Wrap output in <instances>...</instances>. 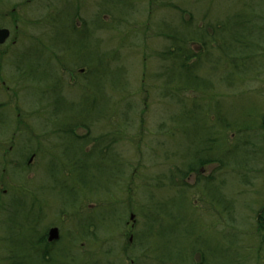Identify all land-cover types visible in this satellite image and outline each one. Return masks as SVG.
Returning <instances> with one entry per match:
<instances>
[{
  "label": "rangeland",
  "instance_id": "374dc122",
  "mask_svg": "<svg viewBox=\"0 0 264 264\" xmlns=\"http://www.w3.org/2000/svg\"><path fill=\"white\" fill-rule=\"evenodd\" d=\"M249 1L0 0V264H41L52 227L50 252L71 245L65 264H264V19L254 33L235 17ZM182 23L196 31L181 44L199 91L161 76L166 29ZM57 56L77 66L72 79ZM90 118L71 135L89 132L88 153L113 140L115 164L64 138L70 119Z\"/></svg>",
  "mask_w": 264,
  "mask_h": 264
},
{
  "label": "trees",
  "instance_id": "16d2710c",
  "mask_svg": "<svg viewBox=\"0 0 264 264\" xmlns=\"http://www.w3.org/2000/svg\"><path fill=\"white\" fill-rule=\"evenodd\" d=\"M257 1L254 0L252 2V0H250L249 2L247 3H244L241 7L240 10H238L236 12V19H237V25H238V28H242V29H238L239 31H243L245 29V27L247 28V26H249L250 28V32H254L255 33V23H258L259 21L261 22L262 19H264V15L260 13L259 11V8H257L258 6L255 5L254 3H256ZM257 4V3H256ZM183 24V23H182ZM223 28L224 30V24L220 23V24H217L214 26L216 32H222L221 31V27ZM186 28V30H185ZM166 30H170V33H166L164 32L163 34L165 35H168L170 37H172L175 41L174 43H172V46L169 50H167L166 53H163V55H166V56H172L171 58H173V62H172V66L171 67H162V71H161V76L162 77H165L166 76V80H165V83H164V86L166 84H169V82L171 81H176L177 83V86L178 87H182L183 89H192V90H197L199 91L200 89V86L198 84H195L194 83H189L187 82L184 77L186 78V76L189 75V68L188 66H186V60L190 59V58H194L191 54L189 55V57L187 56H182V47L183 45L181 44L182 42H185L186 38H187V35L190 34V38L193 39L192 35L196 32L194 31L195 29L192 28V29H189L187 27H184V24L183 26L181 27V29H178V28H174L172 26V28L170 27H167ZM237 31V32H239ZM252 35L248 38V37H243L242 35H240V37H238V39H236V42L238 44V48H242V49H250V43H251V39H252ZM202 40V38H200ZM168 56V57H169ZM183 61L182 63H179L180 61ZM192 69V68H191ZM193 70V69H192ZM194 71V70H193ZM169 73V74H168ZM171 74V76H170ZM196 76V75H195ZM198 79V78H197ZM190 110V109H189ZM193 110V109H192ZM185 112H187V108L184 110ZM183 116H185L186 118V114L184 113ZM195 116L194 115H191L189 116V118H193ZM100 116H94V118H99ZM261 128L263 129L264 131V117H263V120L261 121ZM104 137H101V138H97V139H94V145L92 147V150L90 153H87V155H93V156H96V157H99L102 159H107V160H111L113 161L114 163V160L116 159L113 154H112V150H111V145L113 144V140L109 139L108 142L106 144H104L105 141H102ZM104 140V139H103ZM262 142L264 143V137L262 138ZM84 143H87V142H84ZM82 151H83V146H82ZM84 152V151H83ZM82 152V153H83ZM197 153V152H196ZM195 153V154H196ZM195 154H193L191 157H189L188 159H190V161L188 162V164L186 165L185 169H177L175 172L172 173V176H171V181H172V184H173V179H182L184 176L183 175H186L188 174V172H191L193 171V163L195 162H198V159L200 158H197L195 157ZM264 156V153L262 154ZM118 157V156H117ZM208 162L207 160H203L201 163H206ZM200 163V162H199ZM115 164V163H114ZM123 165V164H121ZM115 166V165H114ZM127 165H125L124 167H126ZM81 167V166H79ZM185 170V173L184 174H180L181 171H184ZM114 172L111 173V175L113 174ZM178 197H176L177 201L179 202H185V199H183V195H182V192L180 191L179 194L177 195ZM175 195H172L171 198H174ZM169 201V198L166 199V201H163L164 204H162V206L166 207V204L167 202ZM44 255H49L50 254V250H49V247L47 245H44ZM19 264H23V262H20L19 261Z\"/></svg>",
  "mask_w": 264,
  "mask_h": 264
},
{
  "label": "flooded vegetation",
  "instance_id": "af4514ba",
  "mask_svg": "<svg viewBox=\"0 0 264 264\" xmlns=\"http://www.w3.org/2000/svg\"><path fill=\"white\" fill-rule=\"evenodd\" d=\"M14 10V9H13ZM12 10V11H13ZM87 25H88V23L87 22H85ZM0 28H5V27H0ZM76 28V26H74V29ZM87 28V27H86ZM82 30V29H81ZM39 36L40 37H42V38H44L45 36L47 37V35H46V33L44 34V33H42L41 34V32L39 33ZM40 40V47L42 48V49H44V50H46V48L48 49V51H52V52H54L53 50L54 49H50V47L51 46H49V47H47L48 45L46 44V42L44 41V40H42V39H39ZM14 42V41H13ZM5 44V43H4ZM4 44H0V47L1 46H3ZM55 53V52H54ZM57 58H59V60L57 61V65L58 66H60L61 67V70H62V72H63V77L64 78H69V79H72V74H73V69L74 68H76L77 66H75V65H72V63H70L69 61H67V59H66V57H65V61H63V60H61L60 59V56H57ZM88 70H90V65H89V62H84V66H81V67H79L78 68V72L80 73V74H87V71ZM87 76V75H86ZM86 89H87V85H86ZM50 96V100H53V102H55L56 101V95L55 94H49ZM41 98H42V100H44V98L46 97V94H44V93H42V94H40L39 95ZM60 113V112H59ZM76 127H83V128H85V126H81V125H79V126H73V125H71V126H69V129H68V131L69 132H71L70 133V135L72 134V133H74L75 132V128ZM88 131H86L85 132V134H84V136H81V135H79V134H76L77 136H73V135H71V137H68L70 140H72V141H74V142H76V143H78V147H80L81 145H82V143L83 142H87L85 139V141L84 140H82V137H87V135H88ZM83 152V151H82ZM87 153L88 152H83V154L84 155H87ZM75 160V159H74ZM188 174H186V175H183L184 177L181 179V180H183L184 178H186V176H187ZM171 176H172V174H169L168 175V179L170 180V185L172 184V181H171ZM177 191H179V190H177ZM183 193V192H182ZM87 233V232H86ZM85 233V234H86ZM47 240V239H46ZM26 242H29L28 241V239L26 240ZM57 241H55V242H53V243H56ZM37 243H39V241H37ZM53 243H49V247L51 246V245H54ZM36 246V245H35ZM40 249L41 248H39L37 251V253L34 255V261H40V259H42V257H43V253L42 252H40ZM67 249H68V251H67ZM43 250V249H42ZM34 251V250H33ZM54 251H56V252H58L59 254L61 253V252H67L66 254H64V255H69L70 253H71V251H72V248H71V245L69 244V246H67V247H65L63 250H61V249H59V250H54ZM25 260H24V259ZM22 261L25 263V264H29V262H30V258H29V255L28 254H26L24 257H22Z\"/></svg>",
  "mask_w": 264,
  "mask_h": 264
},
{
  "label": "water",
  "instance_id": "95a60500",
  "mask_svg": "<svg viewBox=\"0 0 264 264\" xmlns=\"http://www.w3.org/2000/svg\"><path fill=\"white\" fill-rule=\"evenodd\" d=\"M9 36V30L2 28L0 29V44L3 43ZM130 219H133V215L130 216ZM58 238V229L56 227L51 228L48 231V241H53Z\"/></svg>",
  "mask_w": 264,
  "mask_h": 264
},
{
  "label": "bare ground",
  "instance_id": "6f19581e",
  "mask_svg": "<svg viewBox=\"0 0 264 264\" xmlns=\"http://www.w3.org/2000/svg\"><path fill=\"white\" fill-rule=\"evenodd\" d=\"M172 219L176 220V218L170 217L169 222H171Z\"/></svg>",
  "mask_w": 264,
  "mask_h": 264
}]
</instances>
